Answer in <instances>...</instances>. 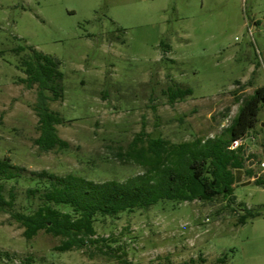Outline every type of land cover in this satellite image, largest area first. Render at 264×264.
Wrapping results in <instances>:
<instances>
[{"label":"rangeland","instance_id":"1","mask_svg":"<svg viewBox=\"0 0 264 264\" xmlns=\"http://www.w3.org/2000/svg\"><path fill=\"white\" fill-rule=\"evenodd\" d=\"M28 48L60 63L65 94L49 107L67 149L35 144L37 87L17 68ZM178 87L193 94L171 104ZM260 87L264 0H0V158L23 169L6 194L13 188L15 210L31 213L39 202L26 191L43 172L125 182L143 173L148 135L171 145L219 137ZM245 142L232 205L165 201L97 217L96 238L108 242L70 252L44 231L26 240L0 213V264H264V108ZM243 208L261 216L239 225Z\"/></svg>","mask_w":264,"mask_h":264},{"label":"trees","instance_id":"2","mask_svg":"<svg viewBox=\"0 0 264 264\" xmlns=\"http://www.w3.org/2000/svg\"><path fill=\"white\" fill-rule=\"evenodd\" d=\"M26 49L19 47L14 53L19 56ZM28 50L17 68L25 75L20 79L22 84L29 89L37 87L35 111L39 117L40 136L35 144L42 152L67 149L69 144L58 136L56 129L62 124V118L49 107L51 101L64 98L65 77L60 63L34 48ZM192 94L189 88H172L169 90L170 103L184 101ZM263 108L264 87H260L243 102L231 125L219 137L171 145L161 137L148 135V157L138 154V160L145 159L139 163L143 173L125 182L96 183L74 175L60 177L40 173L33 181L34 187L26 191L29 199L39 202L38 208L31 213L15 210L13 188L6 194V184L18 182L23 169L14 166L10 159L0 158V213L9 214L10 223L24 230L26 240L30 241L44 231L64 238L57 251L70 252L108 242L96 238L97 217L118 218L123 213L147 211L165 201L206 203L221 197L232 205L236 202L234 171L245 169L247 159L244 146L236 150L230 147L258 125ZM140 142L136 138L134 145ZM247 174L251 176L252 172L248 170ZM256 182L264 186L263 181L258 179ZM242 211L239 225L261 216L253 209L243 208ZM6 256L0 253V260ZM219 260L224 262L225 257Z\"/></svg>","mask_w":264,"mask_h":264},{"label":"built area","instance_id":"3","mask_svg":"<svg viewBox=\"0 0 264 264\" xmlns=\"http://www.w3.org/2000/svg\"><path fill=\"white\" fill-rule=\"evenodd\" d=\"M246 139H247V137H245V138H242V139H240V140H237V141H235V142H233L232 143V145H231V147H230V149L231 150H236V149H238L240 146H247V144H246Z\"/></svg>","mask_w":264,"mask_h":264}]
</instances>
